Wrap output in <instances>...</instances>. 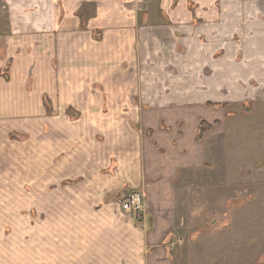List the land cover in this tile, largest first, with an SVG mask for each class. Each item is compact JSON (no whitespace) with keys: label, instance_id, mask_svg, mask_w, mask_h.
Wrapping results in <instances>:
<instances>
[{"label":"crops","instance_id":"obj_1","mask_svg":"<svg viewBox=\"0 0 264 264\" xmlns=\"http://www.w3.org/2000/svg\"><path fill=\"white\" fill-rule=\"evenodd\" d=\"M259 104L264 0H0V143L26 135L48 152L49 112L69 106L98 113L104 138L79 171L92 174V215L30 216L24 230L0 217V264H224L177 242V192L213 131ZM202 121L213 129L199 140ZM138 191L140 225L122 209ZM16 192L0 184V206Z\"/></svg>","mask_w":264,"mask_h":264},{"label":"rangeland","instance_id":"obj_2","mask_svg":"<svg viewBox=\"0 0 264 264\" xmlns=\"http://www.w3.org/2000/svg\"><path fill=\"white\" fill-rule=\"evenodd\" d=\"M251 107L236 112L225 128L213 131L207 142L205 166L181 178L177 192L181 224L177 233L183 241L177 242L197 253L195 259L264 264V105ZM70 108L49 112L51 125L42 136L44 141H54L44 145L48 152L39 151V142L26 145V135H15L10 142L0 143V184H15L17 188L16 205L3 202L2 197L0 217L15 216L18 222L12 226L16 230H24L25 218L30 216L92 215V190L88 187L92 174L79 171L92 170V142L104 138L92 128L98 113ZM62 167L66 172L63 182L55 175L29 177L25 172L26 168H43L44 173H50ZM13 171L16 175L9 174ZM136 193L147 204L146 212L136 217L140 225V218L149 211V202L144 192L132 195ZM122 209L131 215L123 205ZM5 227L10 229L11 225ZM206 243L209 246L198 253Z\"/></svg>","mask_w":264,"mask_h":264},{"label":"built area","instance_id":"obj_3","mask_svg":"<svg viewBox=\"0 0 264 264\" xmlns=\"http://www.w3.org/2000/svg\"><path fill=\"white\" fill-rule=\"evenodd\" d=\"M123 207L136 217L144 214L147 210L146 201L143 200V196L139 193L132 195L131 198L126 200L123 203Z\"/></svg>","mask_w":264,"mask_h":264},{"label":"trees","instance_id":"obj_4","mask_svg":"<svg viewBox=\"0 0 264 264\" xmlns=\"http://www.w3.org/2000/svg\"><path fill=\"white\" fill-rule=\"evenodd\" d=\"M212 125L206 123L205 121H202L201 125H200V131L198 134V139L201 140L204 136V134L210 130Z\"/></svg>","mask_w":264,"mask_h":264}]
</instances>
